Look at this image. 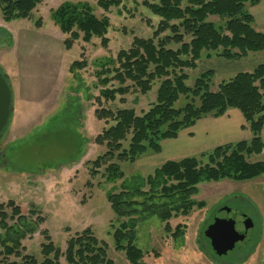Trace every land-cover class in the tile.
<instances>
[{"label": "rangeland", "instance_id": "1", "mask_svg": "<svg viewBox=\"0 0 264 264\" xmlns=\"http://www.w3.org/2000/svg\"><path fill=\"white\" fill-rule=\"evenodd\" d=\"M66 1L88 2L98 17H109L107 47L96 38L89 44L80 40L71 49L65 47L67 36L63 37L55 27L51 12ZM98 1L44 0L29 19L10 23L3 20L0 8V68L10 78L15 107L10 125L0 139V153H4L0 159V207L3 205L11 214L8 203L13 201L23 216L44 220L39 232L28 234L22 242V255L33 256L42 264L43 245L52 241L65 252L71 238L90 229L107 245L108 257L115 264H129L125 253L116 250L114 241L115 232L125 224L132 227L126 231H135V244L145 253L144 261L149 264H263L264 213L257 200L264 195V186L260 187L264 185V176L249 182L226 179L199 184L197 194L192 197L196 206L186 217H172L168 229L167 222L157 216L119 217L112 211L107 195L122 180L106 182L104 167L94 174L93 162L106 150L96 144V137L114 122L106 124L98 120L95 112L100 107L113 112L127 108L141 115L156 101L158 85L146 95L133 90L123 97L124 102L117 96L114 101L102 99L99 103L95 98L100 96L103 86L98 81L101 69L96 65L129 50L134 37L151 38L160 19L143 6L144 0H122L121 7L107 14L99 8ZM258 5H249V9L255 26L264 32V9ZM211 20L220 22L217 17ZM75 61H85L87 66L74 76L70 67ZM252 63L247 67L235 66L236 72L254 67ZM204 64L197 71H189V85L202 73ZM222 73L216 71L218 82L234 75ZM112 85L120 86L117 81H112ZM184 104L181 99L176 108ZM239 112L206 120L197 128L180 133L177 141H164L159 154L144 156L132 165L122 163L126 179L131 180L137 174L147 178L167 161L199 157L218 146L251 139ZM210 125V131L213 127L223 134L216 143L204 146V137L198 131ZM215 135L209 132L207 137ZM263 160L264 155L250 157L251 162ZM225 206L248 215L253 227L233 249L219 256L205 231L213 224L214 215ZM14 263L21 264L22 259L16 256L4 259L0 253V264ZM60 263L68 264L65 257Z\"/></svg>", "mask_w": 264, "mask_h": 264}, {"label": "trees", "instance_id": "2", "mask_svg": "<svg viewBox=\"0 0 264 264\" xmlns=\"http://www.w3.org/2000/svg\"><path fill=\"white\" fill-rule=\"evenodd\" d=\"M43 1L0 0L3 20L10 23L29 19ZM260 2L144 0L143 6L160 19L153 36L134 37L129 50L120 51L116 59L97 63L101 69L98 81L103 86L100 96L95 98L99 103L102 99L114 101L117 96L124 102L123 97L133 90L146 95L158 85L156 101L141 115L127 108L113 112L100 107L95 112L98 120L114 122L96 137V144L106 150L93 162V173L104 167L106 182L122 180L107 195L117 216H157L167 222L168 229L172 217H186L196 206L192 197L199 184L226 179L249 182L264 176V160L250 161L253 155H264V32L255 26L249 9V5ZM98 6L107 14L121 7L122 0H99ZM212 17L220 22L212 21ZM51 19L67 36V49L80 40L89 44L94 38L101 39L104 47L109 45L111 21L107 15L98 17L88 2L66 1L51 12ZM37 26H42L39 21ZM258 58L262 60L256 62ZM213 59L246 65L254 62V67L219 82L214 70L205 71L189 85V71H197L202 61ZM86 66L85 61H75L70 72L75 76ZM112 81L120 86L113 88ZM181 99L185 104L176 108ZM231 109L241 112L251 139L218 146L199 157L167 161L147 178L137 174L126 179L122 163L132 165L144 156L159 154L164 141L175 140L200 120L220 118ZM8 206L11 214L3 205L0 207V253L4 259L21 258V264H40L35 257L22 255V242L28 234L38 233L44 220L23 216L13 201ZM128 228L132 227L123 224L115 232L116 250L125 253L129 264H149L144 261L145 253L135 244V231H126ZM107 249L87 229L68 241L65 252L52 241L43 245L42 264H61L62 257L68 264H115Z\"/></svg>", "mask_w": 264, "mask_h": 264}, {"label": "water", "instance_id": "3", "mask_svg": "<svg viewBox=\"0 0 264 264\" xmlns=\"http://www.w3.org/2000/svg\"><path fill=\"white\" fill-rule=\"evenodd\" d=\"M14 111L10 78L0 68V139L9 127ZM252 227L253 222L248 215L225 206L214 215L213 224L207 228L205 236L210 240L215 254L220 256L226 254L227 249H233Z\"/></svg>", "mask_w": 264, "mask_h": 264}, {"label": "crops", "instance_id": "4", "mask_svg": "<svg viewBox=\"0 0 264 264\" xmlns=\"http://www.w3.org/2000/svg\"><path fill=\"white\" fill-rule=\"evenodd\" d=\"M259 4L260 5H258V6H260V7L262 6V8L264 9V0H261V2ZM62 36L64 37V35H62ZM256 60H262V59L261 58H258ZM202 64H204L203 65L204 66V69L201 72H205V71H209V70H214L216 72L217 70H222V72H223L222 74H236L237 72H236V67L235 66H243V67H247L248 66V65H246L245 62H230V61H226V60L213 59V60H207V61L201 62L200 65H199V67H198V69L200 68V66ZM231 111H236V110H230L229 112H231ZM224 117L225 116H222L220 118H211V117H208V118L202 119L194 127L190 128V129L192 130V129L197 128V126L199 124L203 123L206 120H218V119H222ZM210 128H211V125L208 126L205 129L202 128V129H200L198 131L199 134L203 135V137H204V142L202 143L204 146L207 145V144H210L213 141H215V143H216L219 140L217 138H220L221 139V135L220 134H223V132L222 133H219V130H215L213 127H212V131H210ZM190 129H187L185 131H188ZM185 131H183V132H185ZM209 132L215 133L216 134L215 135V138H208L207 135L209 134ZM263 138H264V132H263ZM177 139L175 141H177ZM169 141H172V140H168V141H165V142H169ZM263 186L264 185H262L260 187L262 188ZM261 188H260V190H261ZM259 198L260 199L256 198V200L258 199L257 200V203L260 204L261 208L263 209L262 211L264 213V195L261 196V197H259ZM262 245H263L262 252L264 253V237H263Z\"/></svg>", "mask_w": 264, "mask_h": 264}, {"label": "flooded vegetation", "instance_id": "5", "mask_svg": "<svg viewBox=\"0 0 264 264\" xmlns=\"http://www.w3.org/2000/svg\"><path fill=\"white\" fill-rule=\"evenodd\" d=\"M1 139H3V137H1ZM3 156H4V153L3 154L0 153V159L3 158ZM214 257H217L218 258V256H214Z\"/></svg>", "mask_w": 264, "mask_h": 264}]
</instances>
